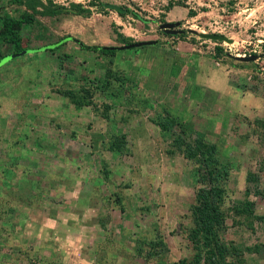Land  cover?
Listing matches in <instances>:
<instances>
[{
	"label": "rangeland",
	"instance_id": "374dc122",
	"mask_svg": "<svg viewBox=\"0 0 264 264\" xmlns=\"http://www.w3.org/2000/svg\"><path fill=\"white\" fill-rule=\"evenodd\" d=\"M52 1L92 12L50 17L0 0V31L7 15H32L18 44L0 38V52L48 47L8 57L0 68V264L191 260L192 204L203 185L177 137L217 147L225 209L249 199L264 215V126L256 122L264 125V56L233 57L264 54V0ZM104 3L130 11L121 16ZM165 22L186 31L166 34ZM142 40L158 42L113 57L80 43ZM83 87L88 106L62 93ZM167 120L174 124L165 131ZM118 135L125 136L120 151L110 147ZM250 221L229 210L221 238L237 248L229 260L264 264V221Z\"/></svg>",
	"mask_w": 264,
	"mask_h": 264
},
{
	"label": "trees",
	"instance_id": "16d2710c",
	"mask_svg": "<svg viewBox=\"0 0 264 264\" xmlns=\"http://www.w3.org/2000/svg\"><path fill=\"white\" fill-rule=\"evenodd\" d=\"M33 1L34 3L32 0H11L12 3L25 4L34 14L44 16H58L61 14L87 16L92 12L90 8H86L83 4L76 2L66 5L58 4L52 0H49L48 2H45L44 0ZM128 10L130 11V9H124L123 11H118V13L121 16H124L126 15L125 11ZM131 12L133 11L131 10ZM133 14L136 18L145 21V19L137 12H133ZM30 21H32V15L28 16V14H26L22 20L7 15L4 17V27L0 31V38H2V41L5 43L18 44L20 38H22L20 35L23 23H28ZM82 47L87 48L84 46ZM46 48L48 47L26 48L8 54L0 52V68L10 60H14L16 57L25 53ZM87 49L100 51L105 55H110V57H113L119 50H121L119 46H92ZM217 49L219 52L218 54H222L223 48L217 47ZM8 57L13 59L6 60ZM107 73L111 75L110 72ZM62 93L79 106H88L90 104V99L88 97L90 96V90L87 88L83 87L82 90L79 91L69 89ZM256 122H259L262 124L261 126H264L261 120H256ZM173 124L174 121L167 120V122H161L160 126L166 131L170 130ZM124 137V135H118L116 140L111 143L110 147L113 150H122ZM175 141L178 150L180 149L186 157L199 164L200 175L198 176V181L203 185L199 189L195 201L192 204L194 226L190 229L189 233L190 238L195 245L196 253L191 260L184 258L180 261V264H240L229 260L228 258L230 248H234V250H237V248L232 246V244H227L221 238L222 229H225L227 214L230 210V212L232 211V213L237 214L238 216H245L248 221H250L251 217L253 220L258 219L264 221V215L255 214L254 202L249 199L234 202L235 204L233 206H230L227 209L224 208L227 204V187L223 179L225 174L222 169L217 167L219 157L216 156L217 147L215 145H211L204 139L197 140L195 144L185 143L182 137H177ZM248 180H257V177L256 175L254 176V174H251L248 175ZM241 221L243 220L241 219ZM251 223L252 222L250 221L249 225H251ZM157 244L152 247L155 248ZM238 252L240 253V256L238 253L237 256L241 258L242 253L239 249ZM150 254L152 253L150 252ZM239 261L243 263L244 260L241 259Z\"/></svg>",
	"mask_w": 264,
	"mask_h": 264
},
{
	"label": "water",
	"instance_id": "95a60500",
	"mask_svg": "<svg viewBox=\"0 0 264 264\" xmlns=\"http://www.w3.org/2000/svg\"><path fill=\"white\" fill-rule=\"evenodd\" d=\"M104 5L106 7L112 8V9H116L117 11H123L124 8L117 5V4H113V3H104ZM180 25L179 22H165L160 24L159 28L161 30L164 31V33L166 34H182L184 33L186 30L185 29H178L176 27H178ZM189 32L194 33V34H198L203 38H207V39H212V40H218L221 42L224 41H228V42H232L233 40L229 37H227L226 35L223 34H219V33H205V32H197L194 29H189ZM66 39H73V37H68ZM157 40H142L139 42H134V43H130V44H126L124 46H121L120 48H124V49H130V48H136V47H141V46H147V45H156L157 44ZM81 45L87 48H91L92 46L90 45H86L85 43H83L82 41H80ZM57 44H52L50 45V47H54ZM105 47V46H104ZM264 54L261 55H250V56H233L235 59L239 60V61H253V60H257L261 57H263Z\"/></svg>",
	"mask_w": 264,
	"mask_h": 264
},
{
	"label": "crops",
	"instance_id": "0c3cea01",
	"mask_svg": "<svg viewBox=\"0 0 264 264\" xmlns=\"http://www.w3.org/2000/svg\"><path fill=\"white\" fill-rule=\"evenodd\" d=\"M62 16H63V17H69V16H76V15H74V14H73V15H69V14H65V15H64V14H63ZM50 17H51V16H50ZM200 70H201V69H200ZM192 71H193V70H192ZM194 71H195V70H194ZM194 71H193V72H194ZM186 78H187V77H184V79H186ZM219 78H220V77H219ZM199 85H200V84H199ZM203 86H204V85H203ZM200 89H201V88H200ZM202 89H203V88H202Z\"/></svg>",
	"mask_w": 264,
	"mask_h": 264
},
{
	"label": "built area",
	"instance_id": "2783aa9c",
	"mask_svg": "<svg viewBox=\"0 0 264 264\" xmlns=\"http://www.w3.org/2000/svg\"><path fill=\"white\" fill-rule=\"evenodd\" d=\"M238 56H250V55H246V54H244V55H238Z\"/></svg>",
	"mask_w": 264,
	"mask_h": 264
},
{
	"label": "flooded vegetation",
	"instance_id": "af4514ba",
	"mask_svg": "<svg viewBox=\"0 0 264 264\" xmlns=\"http://www.w3.org/2000/svg\"><path fill=\"white\" fill-rule=\"evenodd\" d=\"M161 30V29H160ZM163 31V30H162ZM164 32V31H163ZM173 35V34H172Z\"/></svg>",
	"mask_w": 264,
	"mask_h": 264
}]
</instances>
